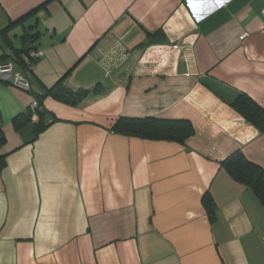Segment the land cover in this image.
<instances>
[{
    "label": "crops",
    "instance_id": "1",
    "mask_svg": "<svg viewBox=\"0 0 264 264\" xmlns=\"http://www.w3.org/2000/svg\"><path fill=\"white\" fill-rule=\"evenodd\" d=\"M5 62L31 91L0 81V264H264V205L223 167L264 169V134L229 106L264 108V0H0ZM62 79L96 92L61 102ZM33 101L39 133L15 124ZM120 117L195 133L115 134Z\"/></svg>",
    "mask_w": 264,
    "mask_h": 264
},
{
    "label": "trees",
    "instance_id": "2",
    "mask_svg": "<svg viewBox=\"0 0 264 264\" xmlns=\"http://www.w3.org/2000/svg\"><path fill=\"white\" fill-rule=\"evenodd\" d=\"M30 37V36H29ZM32 38V37H30ZM29 38V40H31ZM31 51H37L33 45H30L21 52L19 56L26 62L25 56ZM36 59L30 60L28 65H32ZM63 80L59 81L53 88L49 90V94L57 100L71 104L79 105L83 100L96 92V89L91 90H72L63 85ZM41 110L37 111L39 122L34 124L36 133L43 130L47 124L44 123L45 109L38 101ZM237 113L244 117L247 122L256 127L264 134V108L256 104L246 94H239L237 98L229 104ZM33 122V112L29 109L28 114L15 119V124L22 128L26 124ZM115 134L139 137L150 140H164L177 142L184 145L195 130L190 121L187 120H164L157 118H129L120 117L117 119L111 129ZM6 139L1 134L0 128V147L5 143ZM5 166V156L0 155V170ZM223 167L227 170L230 176L238 183L247 186L251 189L264 205V169L250 162L240 151L235 152L223 162ZM203 203L208 210L209 215L214 216L215 204L210 193L203 197Z\"/></svg>",
    "mask_w": 264,
    "mask_h": 264
},
{
    "label": "built area",
    "instance_id": "3",
    "mask_svg": "<svg viewBox=\"0 0 264 264\" xmlns=\"http://www.w3.org/2000/svg\"><path fill=\"white\" fill-rule=\"evenodd\" d=\"M40 55L41 53L39 51H31L29 55L25 56L24 58L26 61H30L39 58ZM29 68L33 69V66L30 65ZM0 81L18 87L27 92L31 91L30 83L25 79L22 73L14 70V66L10 62L0 64ZM30 109L33 112L34 121L38 118L37 111L41 110V107L37 101H33Z\"/></svg>",
    "mask_w": 264,
    "mask_h": 264
}]
</instances>
